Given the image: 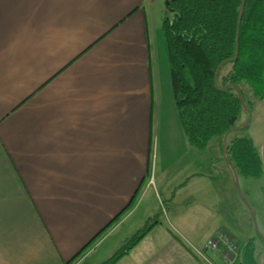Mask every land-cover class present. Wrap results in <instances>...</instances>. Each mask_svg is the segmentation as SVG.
<instances>
[{
  "label": "crops",
  "instance_id": "crops-1",
  "mask_svg": "<svg viewBox=\"0 0 264 264\" xmlns=\"http://www.w3.org/2000/svg\"><path fill=\"white\" fill-rule=\"evenodd\" d=\"M160 1L0 0V264H101L158 210L165 219L116 264H222L205 249L210 238L199 245L184 223L198 222L191 209L203 205L211 225L221 215L212 237L221 229L233 237L225 224L235 216L227 198L181 194L191 177L166 193L161 185L160 208L139 219ZM213 141L220 159L222 142Z\"/></svg>",
  "mask_w": 264,
  "mask_h": 264
},
{
  "label": "trees",
  "instance_id": "trees-1",
  "mask_svg": "<svg viewBox=\"0 0 264 264\" xmlns=\"http://www.w3.org/2000/svg\"><path fill=\"white\" fill-rule=\"evenodd\" d=\"M168 1L173 16L165 17L163 32L176 110L189 144L205 149L215 139L222 142L246 113L235 85L240 87L246 107L244 85L251 88L256 99L264 100V0H246L238 52L243 0ZM221 64L216 86L215 74ZM237 132L227 141L231 164L240 176L261 177L263 163L254 141L248 136L238 137ZM160 216L148 218L101 264H116L160 221ZM238 264H259L253 239L239 246Z\"/></svg>",
  "mask_w": 264,
  "mask_h": 264
},
{
  "label": "rangeland",
  "instance_id": "rangeland-1",
  "mask_svg": "<svg viewBox=\"0 0 264 264\" xmlns=\"http://www.w3.org/2000/svg\"><path fill=\"white\" fill-rule=\"evenodd\" d=\"M167 1L161 0L159 3H154L153 7L151 24L153 65L158 79L153 105L156 120L154 121L155 131L152 139L149 170L144 179V187L139 194V203L142 199L144 202L138 213L139 219L148 209L155 208L157 210V206L159 207L157 192L160 194L161 185L166 184L165 190H162L166 193L169 189H174L178 184L191 177L186 183L184 182L186 187L182 189L181 194H192L200 203H207V201L221 203L227 198L229 200L227 203L230 204L231 212L235 217L225 224L226 228L234 234L233 238L239 246L249 239H253L256 246V258L259 264H264V215L261 211L264 192L261 188L262 182L257 178L239 175L238 187L233 172L225 169L227 162L224 154L220 159L218 158L219 152L215 141H211L205 149H197L189 145L184 135L174 101L163 32L165 17L172 18L173 16L166 5ZM243 92L251 116L248 115L247 121L243 123L244 113L236 127L245 125L249 120L250 124L241 128L237 132V136L252 138L257 150L264 155V100L256 99L248 85L243 86ZM154 179L155 186L151 182ZM242 197L246 198L250 209ZM163 198L167 199L165 196ZM191 210L192 213L198 212V222L196 216L192 215L190 221L184 223V227L192 238L202 245L212 237L214 230L219 226L221 215L216 217L211 225L209 223L211 217L207 220L204 218V214L208 212L203 205H195ZM251 210L254 212V216ZM158 212L161 213L160 220H164L163 212L161 210ZM189 214L187 213L188 216ZM147 219L148 217L143 221ZM142 223L140 228L144 225Z\"/></svg>",
  "mask_w": 264,
  "mask_h": 264
},
{
  "label": "built area",
  "instance_id": "built-area-1",
  "mask_svg": "<svg viewBox=\"0 0 264 264\" xmlns=\"http://www.w3.org/2000/svg\"><path fill=\"white\" fill-rule=\"evenodd\" d=\"M209 252L217 254L222 264H238L239 245L235 242L232 235L225 229L219 230L211 237L205 245Z\"/></svg>",
  "mask_w": 264,
  "mask_h": 264
},
{
  "label": "water",
  "instance_id": "water-1",
  "mask_svg": "<svg viewBox=\"0 0 264 264\" xmlns=\"http://www.w3.org/2000/svg\"><path fill=\"white\" fill-rule=\"evenodd\" d=\"M245 3H246V0H243V1H242V5H241V7H240V14H239V20H238V32H237L238 34H237V42H236V43H237V52H238V49H239V30H240V25H241V22H242V16H243V10H244V7H245ZM166 5H167V6L169 5V1H167V4H166ZM237 57H238V54H236V56L234 57V59H237ZM224 63H225V62H224ZM222 65H223V64H221V65L218 67V70H217V72H216V74H215V80H214V81H215V85H216V86H217V84H218L217 82H218L219 70L221 69ZM235 88H236V90H237V92H238V95H239L240 101H241L242 104H243V108H244V110L247 112V114H248L249 116H251L250 110H248L247 107H246L245 104H244V98H243V94H242V91H241L240 87L237 86V85H235ZM249 124H250V120H249L245 125H243V126L235 127V128H233V129H231L229 132H227V133L225 134L224 139H223V144H222L224 158H225L227 164L231 167V170H232V172H233V174H234V177H235L236 185H237L238 187H239V174H238L236 168L231 164V162H230V160H229V158H228V156H227V141H228V137H229V135H230L231 133H233V132H235V131H239L241 128H243V127H247ZM242 199H243L244 203H245V204L248 206V208L250 209V206H249L248 201L246 200V198L242 197ZM251 211H252V210H251ZM252 214H253V216H254V212H253V211H252Z\"/></svg>",
  "mask_w": 264,
  "mask_h": 264
}]
</instances>
